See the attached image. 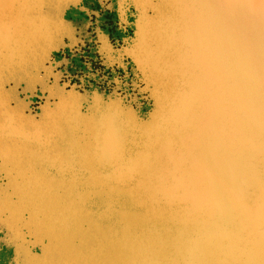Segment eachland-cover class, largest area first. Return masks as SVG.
<instances>
[{
	"label": "water",
	"instance_id": "obj_1",
	"mask_svg": "<svg viewBox=\"0 0 264 264\" xmlns=\"http://www.w3.org/2000/svg\"><path fill=\"white\" fill-rule=\"evenodd\" d=\"M113 3L105 73L53 56L82 0H0L9 263L264 264V0Z\"/></svg>",
	"mask_w": 264,
	"mask_h": 264
},
{
	"label": "flooded vegetation",
	"instance_id": "obj_2",
	"mask_svg": "<svg viewBox=\"0 0 264 264\" xmlns=\"http://www.w3.org/2000/svg\"><path fill=\"white\" fill-rule=\"evenodd\" d=\"M109 1L112 2V4L109 7L104 6L103 11L96 18V22L93 17L90 18L89 25L87 26V30H90V33L85 39L84 45H82L81 42H78L73 46L64 45L60 49L53 51V56L56 59L65 56L66 61L64 65L67 71L73 72L78 69L87 70L88 68L94 70L96 65L101 67L105 73L108 71L110 72L111 66L121 70V67L115 63L112 65H104L101 63V59L104 55L105 57H114L116 55V52L113 51V47L119 44L120 37L123 34L130 33L131 31L130 23H125L118 19L115 4L113 3L114 0ZM82 3L86 5L88 9L99 8L102 4L101 1L98 0H82ZM125 14L126 19L130 21L132 16L129 14V11L126 10ZM65 16H69L73 19L83 18V20L88 18L87 13L76 8L67 9ZM95 27L107 34L108 41H105L100 45V41L97 40V35L94 30ZM100 47L104 48L103 53L99 52Z\"/></svg>",
	"mask_w": 264,
	"mask_h": 264
},
{
	"label": "bare ground",
	"instance_id": "obj_3",
	"mask_svg": "<svg viewBox=\"0 0 264 264\" xmlns=\"http://www.w3.org/2000/svg\"><path fill=\"white\" fill-rule=\"evenodd\" d=\"M104 6L105 5L101 4L99 8L87 10L85 13H87L88 18L85 20H83V18L78 19V22L80 24L77 30L78 32L76 37L79 39L82 45H84L85 39L88 37V34L90 33V30H87V26L89 25L90 18L93 17L96 22L97 20L96 18L103 11ZM76 42H78L77 39L71 38L68 44L72 45ZM87 67H88V63H87ZM97 67L98 66L96 65V68ZM4 242L6 243V236L2 234L0 235V264H10L9 262H12V258H13L12 247L10 246L5 247Z\"/></svg>",
	"mask_w": 264,
	"mask_h": 264
}]
</instances>
